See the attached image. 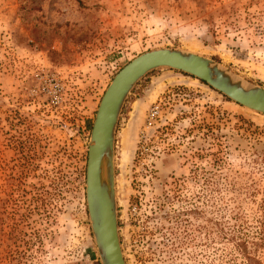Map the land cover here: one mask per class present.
<instances>
[{
    "label": "rangeland",
    "instance_id": "1",
    "mask_svg": "<svg viewBox=\"0 0 264 264\" xmlns=\"http://www.w3.org/2000/svg\"><path fill=\"white\" fill-rule=\"evenodd\" d=\"M174 48L264 88V0H0V264H100L86 210L101 96ZM114 183L126 264H264V114L169 68L121 109Z\"/></svg>",
    "mask_w": 264,
    "mask_h": 264
},
{
    "label": "water",
    "instance_id": "2",
    "mask_svg": "<svg viewBox=\"0 0 264 264\" xmlns=\"http://www.w3.org/2000/svg\"><path fill=\"white\" fill-rule=\"evenodd\" d=\"M169 68L192 75L235 103L264 114V88L219 62L174 48H158L128 61L112 77L97 106L87 143L84 196L100 264H126L120 244L114 183V135L123 104L149 72Z\"/></svg>",
    "mask_w": 264,
    "mask_h": 264
}]
</instances>
